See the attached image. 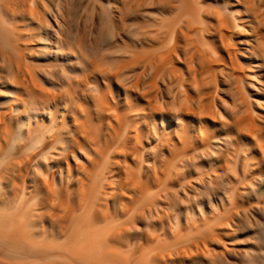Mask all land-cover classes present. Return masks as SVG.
Masks as SVG:
<instances>
[{
  "label": "bare ground",
  "instance_id": "obj_1",
  "mask_svg": "<svg viewBox=\"0 0 264 264\" xmlns=\"http://www.w3.org/2000/svg\"><path fill=\"white\" fill-rule=\"evenodd\" d=\"M2 91L0 264H228L264 216V0H0Z\"/></svg>",
  "mask_w": 264,
  "mask_h": 264
},
{
  "label": "rangeland",
  "instance_id": "obj_2",
  "mask_svg": "<svg viewBox=\"0 0 264 264\" xmlns=\"http://www.w3.org/2000/svg\"><path fill=\"white\" fill-rule=\"evenodd\" d=\"M11 94L0 92V101H5V104L11 101ZM258 189V187H255ZM191 193V190H190ZM260 193H264V187L260 189ZM248 195L251 193L248 191ZM185 207V206H184ZM198 209V207H197ZM251 217L242 220L240 218L231 219L228 227V235L224 237L228 252L226 253L225 260L228 264H249L246 255L259 248L264 249V231L261 224L264 222L263 214L251 213ZM246 220V221H244ZM223 260V259H222ZM199 263L202 264H220L218 260L201 259ZM253 264H264V256L257 258Z\"/></svg>",
  "mask_w": 264,
  "mask_h": 264
}]
</instances>
